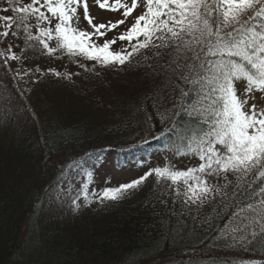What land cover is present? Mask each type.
Returning <instances> with one entry per match:
<instances>
[{"label": "trees", "instance_id": "16d2710c", "mask_svg": "<svg viewBox=\"0 0 264 264\" xmlns=\"http://www.w3.org/2000/svg\"><path fill=\"white\" fill-rule=\"evenodd\" d=\"M5 6L0 0V8ZM133 22L125 24L122 32ZM110 32L93 39L103 44L115 37ZM10 40L18 55L25 49L27 59L22 57L20 76L10 69L7 80L0 77V94L7 96L14 88L33 89L36 98L15 112L5 102L0 104V264H145L160 256L165 260L160 264H264V240L237 243L224 234L238 206L249 200L246 184L237 187L234 183L227 196L215 195L199 207L186 206L184 198L172 192L161 193L154 176L122 199L92 201L90 206L99 204L94 211L74 210L64 197L53 200L59 185L91 172L109 157L118 165L133 163L131 171L149 164L145 160L150 155L168 149L174 159L194 157L197 167L201 161L165 122L160 103L166 78L155 90L142 92L137 101L128 99L113 108H108L110 101L103 97L108 88L104 80L87 78L86 84L76 88L80 92L76 99L68 95L73 88L62 87L84 74L141 69L142 58H150L151 51L142 50L124 66L105 68L66 53L33 51L22 38L11 35L0 37V51ZM49 43L55 47L54 41ZM126 46V41H118L113 48ZM9 63L12 67L21 64ZM0 68L5 69L2 63ZM26 70L31 71L23 75ZM134 81L139 88V81ZM139 113L152 122L160 118L165 125L158 128L155 124L150 136L139 137L138 131L131 133L141 122ZM162 166H150L148 171ZM189 168L194 167L185 169ZM100 206L103 210H96ZM174 252L187 254L170 262L165 256Z\"/></svg>", "mask_w": 264, "mask_h": 264}, {"label": "snow or ice", "instance_id": "6c2138e0", "mask_svg": "<svg viewBox=\"0 0 264 264\" xmlns=\"http://www.w3.org/2000/svg\"><path fill=\"white\" fill-rule=\"evenodd\" d=\"M4 3L0 37L22 38L33 51L66 53L105 68L124 66L148 50L153 60L149 67L156 72L159 65L168 81L161 88L165 122L201 163L185 170L171 165L155 167L129 183L104 188L97 197L101 203L124 198L153 176L161 193L172 192L177 198L182 196L186 206L197 207L215 195L227 196L234 183L237 187L246 184L249 200L238 206L224 234L237 243L264 240V105L249 104L256 101L253 93H264V0H131L130 5L126 0H95L99 8L121 12L124 17L107 24L93 22L87 0ZM81 4L92 31L76 26ZM141 6L142 11L124 32L103 44L93 39L125 24ZM52 41L55 47L50 46ZM118 41H126L127 46L115 50ZM20 52L18 55L8 43L0 51V63L6 69L11 68L10 61L22 64L27 56L25 49ZM80 67L87 71L85 65ZM14 75L20 76L21 70L16 69ZM242 80L247 84L246 95L238 92ZM211 177L218 182L210 183L207 178ZM77 199L71 200L76 209L81 206Z\"/></svg>", "mask_w": 264, "mask_h": 264}, {"label": "rangeland", "instance_id": "374dc122", "mask_svg": "<svg viewBox=\"0 0 264 264\" xmlns=\"http://www.w3.org/2000/svg\"><path fill=\"white\" fill-rule=\"evenodd\" d=\"M111 2L112 0H109V3ZM126 2L130 5L131 0H126ZM87 4L89 7V15L93 17V22L96 24H107L109 21L115 23L117 20L124 19L121 12H113L99 8V6L95 3V0H87ZM140 12L141 7L133 13L132 17H129L125 21V24L131 23L133 21V17L138 15ZM77 13L80 17V20L78 25L76 26H78L81 30L92 31V29L88 25V22L83 18V4L78 7ZM125 24L120 25L116 29H113V32H110V34L116 36V34L124 30L123 26ZM8 43L14 42L13 40H10ZM152 63V56L150 58L143 57L142 68L136 71L129 70L128 72H126L124 70L116 73L104 71L103 73L105 74H103L102 76L100 75L101 73L97 75V72L92 75L84 74L82 77L77 79V82L71 84L70 86L66 85L67 87L62 85V87L73 88L68 90V95H73L76 99L77 96L80 95L79 89L76 90V88H79L81 83L86 84L87 78L96 77L101 79L102 81L104 80L108 88L103 97L110 101V105L108 106V108H113L123 103L122 101L128 99H132V101L135 102L139 99V95H141L142 92L152 91L155 90L157 86H160V83H162L165 77L163 76L159 65H156L157 71L153 72V69L149 67V64ZM23 65V63L19 65L16 64L13 66L14 68L11 66L10 69L15 71L18 68L21 69ZM10 69L0 68V77L2 80H7L8 74H10L9 71H11ZM134 80L139 81V88L138 86L136 87V82ZM3 85L4 84H2V86ZM54 85L56 84L50 85V87H53ZM246 86V81L242 80L238 82L239 94L246 95ZM9 91L11 95L9 94L6 96L0 94V104L2 103V101L5 102L6 106H11L14 112L19 108L21 109L22 107L26 106L30 101L32 103V99L36 98V96L33 94V89L23 90L21 88H14ZM253 95L256 96V101H249V104L256 102L258 103V105H264V93L255 92L253 93ZM14 96L15 99L11 100ZM26 109H28V107ZM29 109H31V106H29ZM36 109L39 110L38 108ZM139 118L141 122L138 128L134 129L131 133L138 131L139 137L145 139L150 136V134L155 130V124L158 125V128H162L165 125L160 118L159 121L152 122V119L150 117L148 118L147 115L144 116L140 113ZM145 161L149 162V164L141 169L137 168L136 170L131 171L130 169L134 166L133 163L129 162L128 164L118 165L113 159H111V157H109L100 166L94 167L91 172H83L82 176L77 175L79 177H72L71 181L59 185L57 192L55 191L56 195L53 196L52 199L56 200L60 197H64V203L74 209L73 207L75 206L71 203V200L73 198L79 197L76 202L77 204L81 205L80 207L82 208V211H94L92 210V208L99 204L95 203L90 206V203L92 201H100L97 196L104 188L119 187L122 184H126L133 180H136L137 178L143 176L148 171L150 166H162L164 164H167L173 166L175 169H185L187 167L197 168V162L195 161L194 157L187 156L184 158L174 159L171 156V152H169V149L165 150V152H161L160 154H155V156L152 154ZM207 179H209L210 183L218 182L216 177ZM230 179H232V177ZM219 183H223V181L220 180ZM81 185H83V188H81ZM136 190L137 189L130 190V193L136 192ZM85 195H87V199L84 198ZM96 210H103V208L102 206H100ZM207 252L208 251H205V253ZM180 253L184 256H186L187 254L185 252ZM181 254L174 252L173 254H168V256L165 257H168V260L171 262L182 259L184 256H182ZM164 261L165 260L163 259V257L160 256L147 261L145 264H160L164 263Z\"/></svg>", "mask_w": 264, "mask_h": 264}]
</instances>
